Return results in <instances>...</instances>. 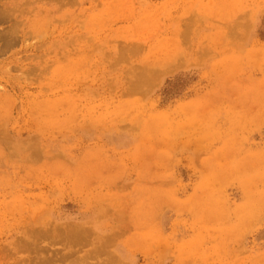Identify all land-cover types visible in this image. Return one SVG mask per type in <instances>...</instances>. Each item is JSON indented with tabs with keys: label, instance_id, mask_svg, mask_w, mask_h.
Segmentation results:
<instances>
[{
	"label": "rangeland",
	"instance_id": "374dc122",
	"mask_svg": "<svg viewBox=\"0 0 264 264\" xmlns=\"http://www.w3.org/2000/svg\"><path fill=\"white\" fill-rule=\"evenodd\" d=\"M0 264H264V0H0Z\"/></svg>",
	"mask_w": 264,
	"mask_h": 264
}]
</instances>
